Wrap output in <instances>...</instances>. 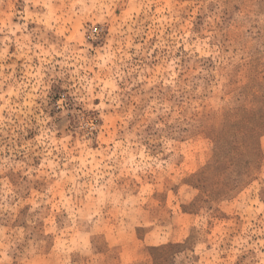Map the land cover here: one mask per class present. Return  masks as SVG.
I'll list each match as a JSON object with an SVG mask.
<instances>
[{"label":"rangeland","instance_id":"obj_1","mask_svg":"<svg viewBox=\"0 0 264 264\" xmlns=\"http://www.w3.org/2000/svg\"><path fill=\"white\" fill-rule=\"evenodd\" d=\"M0 264H264V0H0Z\"/></svg>","mask_w":264,"mask_h":264},{"label":"crops","instance_id":"obj_2","mask_svg":"<svg viewBox=\"0 0 264 264\" xmlns=\"http://www.w3.org/2000/svg\"><path fill=\"white\" fill-rule=\"evenodd\" d=\"M152 230H150L148 233H151Z\"/></svg>","mask_w":264,"mask_h":264}]
</instances>
